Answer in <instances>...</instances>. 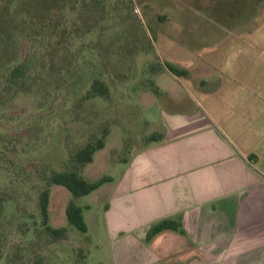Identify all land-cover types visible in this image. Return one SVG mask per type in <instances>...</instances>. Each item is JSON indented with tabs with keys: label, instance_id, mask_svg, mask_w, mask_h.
I'll list each match as a JSON object with an SVG mask.
<instances>
[{
	"label": "crops",
	"instance_id": "crops-1",
	"mask_svg": "<svg viewBox=\"0 0 264 264\" xmlns=\"http://www.w3.org/2000/svg\"><path fill=\"white\" fill-rule=\"evenodd\" d=\"M166 2L153 44L166 111L92 192V225L111 264H264V0Z\"/></svg>",
	"mask_w": 264,
	"mask_h": 264
},
{
	"label": "rangeland",
	"instance_id": "rangeland-1",
	"mask_svg": "<svg viewBox=\"0 0 264 264\" xmlns=\"http://www.w3.org/2000/svg\"><path fill=\"white\" fill-rule=\"evenodd\" d=\"M166 1L0 0V264H111L102 221L92 225L100 193L72 198L50 188L49 225L67 228L56 242L42 231L38 195L44 176L68 169L89 141L106 135L82 171L95 181L116 175L112 163L156 131L166 111L160 81L169 76L153 44ZM21 63L24 82L11 83L7 71ZM94 78L107 96L84 99ZM70 199L86 233L67 226Z\"/></svg>",
	"mask_w": 264,
	"mask_h": 264
},
{
	"label": "trees",
	"instance_id": "trees-1",
	"mask_svg": "<svg viewBox=\"0 0 264 264\" xmlns=\"http://www.w3.org/2000/svg\"><path fill=\"white\" fill-rule=\"evenodd\" d=\"M26 73V64H17L8 69L7 80L14 84L20 83L21 85L24 82ZM175 73L179 74V72ZM107 93L108 89L104 83L94 78L90 83L89 90L84 96V99L105 97ZM105 139L106 135L96 141H89L80 149L70 154V166L68 169L61 172H52L50 175L44 176L43 189L38 195V210L43 228L42 231L46 233L52 241L56 242L63 239L66 235L67 228H53L49 225L50 188L52 186H61L69 192L72 198H80L89 195L104 183L111 181L109 177H102L98 180L90 181L82 174L83 169L93 162L94 155L105 147ZM65 216L67 226L73 227L81 233L87 232L82 208L77 206L71 199L66 205ZM170 228L174 227L164 220L152 226L150 234H156Z\"/></svg>",
	"mask_w": 264,
	"mask_h": 264
}]
</instances>
